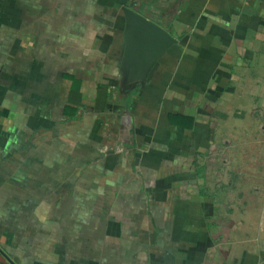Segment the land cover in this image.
I'll use <instances>...</instances> for the list:
<instances>
[{
	"label": "crops",
	"instance_id": "0c3cea01",
	"mask_svg": "<svg viewBox=\"0 0 264 264\" xmlns=\"http://www.w3.org/2000/svg\"><path fill=\"white\" fill-rule=\"evenodd\" d=\"M0 264H264V0H0Z\"/></svg>",
	"mask_w": 264,
	"mask_h": 264
},
{
	"label": "water",
	"instance_id": "95a60500",
	"mask_svg": "<svg viewBox=\"0 0 264 264\" xmlns=\"http://www.w3.org/2000/svg\"><path fill=\"white\" fill-rule=\"evenodd\" d=\"M126 19L123 35L121 75L125 89L149 83L159 68L160 59L179 40L157 22L134 8L122 6Z\"/></svg>",
	"mask_w": 264,
	"mask_h": 264
},
{
	"label": "rangeland",
	"instance_id": "374dc122",
	"mask_svg": "<svg viewBox=\"0 0 264 264\" xmlns=\"http://www.w3.org/2000/svg\"><path fill=\"white\" fill-rule=\"evenodd\" d=\"M252 228H254V226H252Z\"/></svg>",
	"mask_w": 264,
	"mask_h": 264
}]
</instances>
